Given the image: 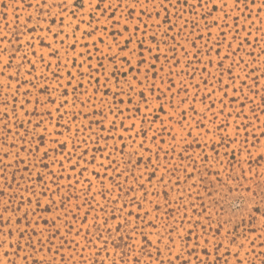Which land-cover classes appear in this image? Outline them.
<instances>
[{
  "label": "rangeland",
  "instance_id": "obj_1",
  "mask_svg": "<svg viewBox=\"0 0 264 264\" xmlns=\"http://www.w3.org/2000/svg\"><path fill=\"white\" fill-rule=\"evenodd\" d=\"M262 213L264 0H0V264H264Z\"/></svg>",
  "mask_w": 264,
  "mask_h": 264
},
{
  "label": "snow or ice",
  "instance_id": "obj_2",
  "mask_svg": "<svg viewBox=\"0 0 264 264\" xmlns=\"http://www.w3.org/2000/svg\"><path fill=\"white\" fill-rule=\"evenodd\" d=\"M45 154H46V153H45ZM255 210H256V211H260V209H259V208H256ZM262 215H264V213H262Z\"/></svg>",
  "mask_w": 264,
  "mask_h": 264
}]
</instances>
